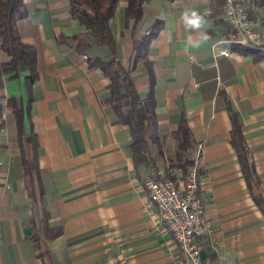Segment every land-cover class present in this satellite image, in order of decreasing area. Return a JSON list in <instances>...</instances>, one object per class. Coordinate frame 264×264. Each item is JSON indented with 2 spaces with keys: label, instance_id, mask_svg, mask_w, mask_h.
I'll return each mask as SVG.
<instances>
[{
  "label": "crops",
  "instance_id": "obj_1",
  "mask_svg": "<svg viewBox=\"0 0 264 264\" xmlns=\"http://www.w3.org/2000/svg\"><path fill=\"white\" fill-rule=\"evenodd\" d=\"M24 1L27 12L16 28L19 39L35 48L36 76L25 111L26 71L1 74L0 264H177V245L143 180L165 175L182 161H195L207 223V230L194 236L203 264H264V59L229 48L232 33L208 15L209 0L142 2L135 34L153 18L162 23L147 44L151 85L141 62L129 75L139 98L150 87L148 132L157 142L149 143L146 163L134 164L127 126L105 101L108 80L88 62L107 56L108 47L95 44L69 16L68 0ZM124 5L117 2L107 25L121 66L129 68L131 31L124 25ZM193 11L203 20L198 29L183 19ZM252 22L264 35V0ZM5 58L0 49V60ZM8 96L20 98L22 132L32 133L41 202L29 198L23 186ZM180 119L190 143L174 156L172 132ZM232 120L246 151L248 177L231 141ZM43 211L46 225L58 226L59 234L40 231ZM37 230L35 245L28 235Z\"/></svg>",
  "mask_w": 264,
  "mask_h": 264
},
{
  "label": "trees",
  "instance_id": "obj_2",
  "mask_svg": "<svg viewBox=\"0 0 264 264\" xmlns=\"http://www.w3.org/2000/svg\"><path fill=\"white\" fill-rule=\"evenodd\" d=\"M119 0H68L69 16L75 18L83 26L95 44L106 45L109 54L105 57L88 58L90 65L98 67L101 73L107 78V93L105 101L110 109L115 113L118 121L127 126L130 140L129 147L134 164L146 163L148 160L149 143L156 141L157 136L148 132L150 121L153 118V98L150 87L143 98H139L133 86L129 70L137 62H141L146 69L149 85L152 82V71L150 61L146 59L147 44L161 27V19L153 18L146 29L135 34V23L141 15V4L147 0H124L123 21L124 25H129L131 31V61L129 68H123L116 54L115 43L111 37L107 25L108 19L113 15L115 6ZM224 0H209L208 15L214 23L224 25L232 33L230 26L224 21L223 12ZM244 8L247 17L253 21L256 7L262 4L263 0H238ZM247 1V2H246ZM244 3H246L244 5ZM251 3V4H250ZM27 8L24 0H0V49L6 55L0 60V83L1 74L7 70H12L13 76L18 71H26L23 75V84L26 90V104L30 100L29 86L36 76L35 68V48L32 44L22 42L16 28V21L26 15ZM256 27V26H255ZM257 28V27H256ZM232 36V35H231ZM78 38L77 34L72 35ZM229 48L245 55L251 59H264V40L255 44L250 41L239 43L230 39ZM5 103L10 107L16 127V137L19 148L20 163L22 166L23 186L27 195L31 199L42 201V190L39 183L35 152L33 148L32 133L27 135L22 132L23 112L21 101L18 96L6 97ZM1 126V122H0ZM175 139L176 149L174 156L186 151L189 146V131L184 121L180 119L176 128L172 132ZM231 141L234 146L236 156L245 177L249 176V162L246 159V151L241 141L238 125L232 120ZM187 161L176 163L181 168L186 166ZM259 203L258 197H254ZM46 213L43 211L42 229L48 237L59 234L58 226L49 227L45 223ZM38 230L28 235L36 245Z\"/></svg>",
  "mask_w": 264,
  "mask_h": 264
},
{
  "label": "built area",
  "instance_id": "obj_3",
  "mask_svg": "<svg viewBox=\"0 0 264 264\" xmlns=\"http://www.w3.org/2000/svg\"><path fill=\"white\" fill-rule=\"evenodd\" d=\"M222 16L232 29V39L241 44H259L264 35L247 17L238 0H224ZM225 54V50H221ZM161 175V170H156ZM149 201L154 205L160 222L170 231L177 245L176 263L203 264L198 243L194 239L207 230L201 216L195 180V161L181 168L171 166L160 177L149 175L143 180Z\"/></svg>",
  "mask_w": 264,
  "mask_h": 264
},
{
  "label": "clouds",
  "instance_id": "obj_4",
  "mask_svg": "<svg viewBox=\"0 0 264 264\" xmlns=\"http://www.w3.org/2000/svg\"><path fill=\"white\" fill-rule=\"evenodd\" d=\"M184 22L189 28H200L202 26L203 20L196 12H185L183 16Z\"/></svg>",
  "mask_w": 264,
  "mask_h": 264
}]
</instances>
